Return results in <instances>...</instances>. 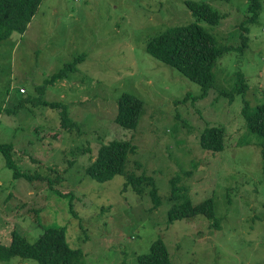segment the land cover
Returning a JSON list of instances; mask_svg holds the SVG:
<instances>
[{
  "label": "rangeland",
  "instance_id": "obj_1",
  "mask_svg": "<svg viewBox=\"0 0 264 264\" xmlns=\"http://www.w3.org/2000/svg\"><path fill=\"white\" fill-rule=\"evenodd\" d=\"M185 1L43 0L26 31L1 42L0 143L12 144L14 166L0 152V244H9L12 230L35 242L47 227L64 225L84 264H139L157 239L169 264H264L262 139L248 131L242 112L244 100L264 103V0L248 24V47L218 58L215 87L204 95L151 56L148 40L166 27L195 22L219 43L238 46L248 0H188L217 10L214 25L194 16ZM82 54L74 72L47 84ZM239 72L249 89L230 101L222 91L232 89ZM123 93L144 101L135 129L114 120ZM51 102L66 104L78 125L63 128ZM208 126L225 129L222 150L201 148ZM113 139L136 145L126 172L153 177L158 209L151 210L148 188L140 196L125 187V175L104 183L84 175L98 148ZM15 170L23 175L15 177ZM187 171L191 176L183 177ZM177 176L192 204L214 200L219 227L203 216L167 222V211L180 203L170 197L169 180ZM0 264L39 263L11 258Z\"/></svg>",
  "mask_w": 264,
  "mask_h": 264
},
{
  "label": "trees",
  "instance_id": "obj_2",
  "mask_svg": "<svg viewBox=\"0 0 264 264\" xmlns=\"http://www.w3.org/2000/svg\"><path fill=\"white\" fill-rule=\"evenodd\" d=\"M42 2L43 0H0V44L12 33L22 34L26 31ZM262 3L263 0H248L247 11H249V15L240 26L242 30L240 34L241 44L238 46L219 43L212 32L192 22L166 27L148 40L147 51L154 58L174 67L185 78L199 85L202 89V95H204L207 89L215 87L213 67L218 58L224 52L231 50L243 52L248 47V24L257 20L262 9ZM184 4L194 16L208 24H217L221 17L218 11L213 10L210 5L188 0ZM81 58H83V54L78 56L74 62L65 64L64 69L53 75L47 84H53L74 72L75 63ZM236 77L232 89L228 92L222 91L226 96L229 94L230 101L236 94H244L249 89L243 73H237ZM19 94H25V92ZM49 105L60 110L63 128L72 129L73 126L78 125L76 120L69 115L66 104L51 102ZM143 110L144 101L141 98L132 93H123L118 100V112L114 120L123 128L135 129L139 124ZM242 112L248 131L262 139L261 146L264 159V103L253 107L250 106L248 100H244ZM224 138L225 129L222 126H208L201 132L199 144L205 150L220 151L223 149ZM12 148L11 143H0V152L4 155L6 165L10 168L14 166L10 157ZM136 149V145L131 140H110L98 148L95 158L84 169V175L98 183L110 181L117 175H125L127 180L125 187L132 186L137 195L141 196L147 188L149 189L151 210L154 211L159 208L161 199L153 177L146 174L135 176L131 172H126L129 155L136 153ZM191 174V171H187L183 177L188 178ZM14 175L18 177L23 174H19L15 170ZM25 177L31 181L39 178L26 175ZM181 180L182 176L169 180L170 197L180 203L176 202L167 211V222L170 224L177 219L203 216L213 221V227H219L218 221L214 220V200L210 198L199 204H192L186 187L178 186ZM11 258L33 260L39 264H84L82 249L71 247L67 239V228L64 225L47 227L35 242H29L25 236L12 230L9 244H0V260L5 261ZM138 263L169 264V252L163 240L153 241L149 253L138 256Z\"/></svg>",
  "mask_w": 264,
  "mask_h": 264
},
{
  "label": "built area",
  "instance_id": "obj_3",
  "mask_svg": "<svg viewBox=\"0 0 264 264\" xmlns=\"http://www.w3.org/2000/svg\"><path fill=\"white\" fill-rule=\"evenodd\" d=\"M24 89H19V93H24Z\"/></svg>",
  "mask_w": 264,
  "mask_h": 264
}]
</instances>
